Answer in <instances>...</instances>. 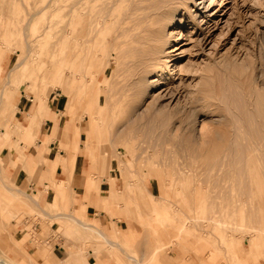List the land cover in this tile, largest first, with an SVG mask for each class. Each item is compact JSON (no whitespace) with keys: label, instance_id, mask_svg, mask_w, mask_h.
Returning a JSON list of instances; mask_svg holds the SVG:
<instances>
[{"label":"rangeland","instance_id":"1","mask_svg":"<svg viewBox=\"0 0 264 264\" xmlns=\"http://www.w3.org/2000/svg\"><path fill=\"white\" fill-rule=\"evenodd\" d=\"M84 1L0 0V75L25 60L36 65L32 73L35 87H39L49 78L54 64L75 61L73 69L64 66L70 94L66 96L58 88L62 86L56 85L47 100L49 106L56 98L63 101L58 127L72 129L73 122H78L83 132L81 142L88 133L96 152L94 158L88 155L89 162L97 168L96 175L114 169V175L120 177L119 158L136 170V175L125 178H134L131 193L139 198L140 208L125 205L123 198L129 190L121 186L114 205L113 214L125 221V230L136 231L131 245L119 240L125 251L76 229L68 220L51 219L50 227L56 229L53 233L71 237L85 253L94 243L107 264H135L127 254L141 264H160L162 252L172 255L175 251L180 256L176 264H234L219 245L239 254L242 264H251L254 256L259 257L258 264H264V251L252 249L253 239L258 244L264 238L259 219L264 212V0H207L208 12L192 11L198 2L194 0L190 10H179L175 22L184 19L191 39H181L183 30L175 27V22L170 25L169 51L148 81L142 79L148 45L133 42L139 0ZM192 21L196 26L193 31L187 27ZM175 33L178 36H173ZM169 64L176 67L171 73L165 72ZM84 74L89 82L77 89L75 77ZM158 77L173 82L156 85L153 80ZM28 87V82L0 84L2 176L7 184L23 188L32 197L11 200L1 190L0 257L14 264H45L44 255L50 264H68L51 260L52 250L62 255V246L42 242L33 230L38 216L42 220L62 212L44 209L40 203L42 211L34 204L29 184L39 179L41 168L36 167L30 176L20 164L9 162L17 157L15 147L20 148L23 131L12 134L14 147L2 146L4 132L15 122L8 124L11 106L1 109L20 90L16 116L24 121L32 105ZM99 89L102 106L97 103ZM160 91L168 95L158 99L155 94ZM38 99L41 101L39 95ZM66 101L76 109L63 115ZM43 117L31 123L37 134ZM46 122V128H52L51 121ZM37 140L24 146L26 154L29 146L36 147ZM54 140L57 151H66L60 137ZM140 176L156 184L155 196H149L147 190L145 193ZM161 198L171 211L194 214L193 220L183 218L188 231L159 222L152 202ZM47 230L44 224L43 232ZM20 237H24L18 240L22 248L16 240ZM215 237L220 240L216 246L212 243Z\"/></svg>","mask_w":264,"mask_h":264},{"label":"crops","instance_id":"2","mask_svg":"<svg viewBox=\"0 0 264 264\" xmlns=\"http://www.w3.org/2000/svg\"><path fill=\"white\" fill-rule=\"evenodd\" d=\"M64 49L67 48H63L62 50ZM25 50L27 51V48ZM29 53H31V51L28 52V54ZM56 57L59 59V55H56ZM20 62L22 64L18 65ZM20 62L13 65L4 76L0 75V84L10 85L14 82H18V84L28 82L30 84L28 89L31 94H33L31 95L32 105L24 121L16 116V112L19 109L18 100L20 97V90H18L13 93L11 101H8L6 106L1 109L2 111H6L11 106L8 124L11 121L15 122V124L12 123L13 125L10 128H8L9 125L7 126L8 129L4 132L2 146L10 145L11 147H14L13 144H11L12 134H22L21 130L23 131V141L19 142L20 148L15 147L18 150L17 157L10 158L9 162L13 166L20 164L27 175H30L36 167H40L41 171L39 179L32 181L29 184V188L34 193V199L39 203V205L41 203L42 206H44V209L53 211L58 208L62 210V212H59L57 215L51 214L50 218L46 217V219L44 218L41 220L42 217L38 216L39 222L33 226V230L38 234V236H40L42 242L50 246L51 243H53V245L60 244L62 246L61 256L51 249L52 254L54 255L49 257L53 261L61 260V262L64 261L68 264H74L75 261L79 264H88V261L89 264H107V261L101 259V256L103 255H100L101 253L95 250L96 246L94 243H92L91 249L87 253H85L86 250H82L84 249L82 247L78 250V245L80 244H77L78 242L74 243L72 238L69 236H60L56 231L55 232L57 234H54L53 231L56 229H52L50 227L49 221L53 218L61 221L66 220V222L68 220V222L74 223L73 226H75L76 229L91 232L93 236L101 238L111 246H116L122 251H125L124 247H121L119 240L123 243L131 245L136 239V231L133 228L125 230V221L118 219L116 214H113L114 205L118 198L121 186L125 188V190H129V192L126 193V198H123L126 202L125 205H133L138 209L140 208L137 202L139 198L136 197L134 193H131L133 192L134 178L133 180H130L131 178H129L128 181L125 178L136 175V170L130 167V164L127 161L119 158V164L122 167L120 177L114 175V169L110 170V172L106 170V174H102L100 176L96 175L97 168L92 166L89 162L88 155L94 158L96 157V152L89 142L88 133L86 139L81 142L83 132H81V127L78 122H73L72 129L67 126L63 129L58 127L61 123L62 116L57 117V115L58 111L61 110L60 106H63V101L61 102L60 99L56 98V100H54V104L49 106L47 100L52 89L58 87L59 85H61L63 89L60 86L58 88L62 91L64 90L65 94H70L71 87L65 83L66 78L64 76L66 75L64 66H69L73 69L75 61L67 60L64 64H54L49 78L46 79L42 86L39 87H35L37 82L32 73V70L36 67V65L34 63L26 62L25 60ZM80 65L82 67L81 62ZM89 68L86 69L88 73ZM80 71L82 73L84 72L82 69ZM87 75L88 74H84L82 78L79 76L75 77L74 85L77 89L89 82ZM38 95L41 97V101L38 99ZM1 98H4V96L1 95ZM101 100L102 95L99 89L97 103L102 106ZM19 105L25 109V106L21 102ZM64 106L65 108L61 111L63 115L65 112H75L76 107L73 105L69 107L68 101H66ZM41 116H44L41 119L43 125L41 131L37 134L33 131L31 123L32 121L41 118ZM46 121H51L53 124L52 128H46ZM71 134H73V137ZM57 136L61 138L62 146L66 149V151L56 150V140H51ZM36 140V147L33 149L29 146L26 154L24 146L31 144ZM47 149H49V152L46 151ZM22 153H24L23 157ZM110 160L112 161V159ZM131 162H133V160H131ZM105 164L108 168H111L110 163L105 162ZM122 165H124V167ZM140 178L142 179V183L146 186L145 193L147 190L149 196H155L156 184L153 181L148 182V178L146 176H140ZM164 199L165 198H161L159 200L153 199L154 201L152 202L153 210L158 214L159 222L163 225H174L178 227L180 231H188L189 226L185 225L183 218L193 220L194 214L189 215L183 213L182 215V212L179 210L171 211ZM41 209L44 211L42 207ZM75 212L77 214H75ZM44 224L48 226V230L46 232H43ZM23 238L24 237L16 238L17 243L19 242L18 240L23 241ZM219 241V238L215 237L213 238L212 243L216 246L215 244ZM252 246L253 251H264V238L263 241L258 244H256L253 239ZM18 247L22 248V244L20 245V243H18ZM219 248L220 251L224 249L223 251L225 252V256L229 257L231 262L234 264H242V258L231 248L223 247V245H219ZM253 251L251 252L252 254ZM213 253L215 254V252ZM127 256L132 259L135 264H141V260L133 255L127 254ZM179 257L180 256L176 251L172 255L162 252L159 255L158 260L160 261V264H176ZM254 257L255 260L251 262V264H258L259 257ZM42 259L45 264H50L46 256L43 255Z\"/></svg>","mask_w":264,"mask_h":264},{"label":"bare ground","instance_id":"3","mask_svg":"<svg viewBox=\"0 0 264 264\" xmlns=\"http://www.w3.org/2000/svg\"><path fill=\"white\" fill-rule=\"evenodd\" d=\"M84 2L85 1L82 0L83 4H85ZM192 2H194V0H139V5H138L137 9H135L136 26L133 27L132 31L134 33L133 42L137 43V42L141 41L143 43L145 41V43H147V45H148V54L149 55H148V58H145L146 60L143 62L144 64L142 66V67H144L143 69L146 71V75L142 77V79L144 81H148L149 76L152 75V73H154L156 71V69L160 66L159 65V64H161L160 61H162L163 55L167 52L168 46L171 44V40L169 39V37L172 34L171 35L169 34L170 36L168 37L167 32H168L169 26L171 25V27H172V24H174V22L176 21V15H177L178 11L181 9L182 10H185V9L188 10L189 8H191L190 4ZM206 2H207V0H198L197 3L195 2L196 8L195 9L193 8L192 11H195V12L196 11H202L203 9H205V11H207L209 8V4L205 5ZM190 14H191V11H190ZM183 21H184V19L182 17L179 18L178 21L175 22L174 26L177 28H181L183 30L181 33L182 34L181 39L185 38L186 40H189L191 38H190V35H187V32L185 30L186 27H184L185 23ZM206 23H207V21H206ZM194 24H195L194 21L189 22V25L187 27H189L192 30L196 27ZM188 34H190V33H188ZM173 36H178V35H176V33H175V35H173ZM178 39H179V37H178ZM28 48L30 49V47H28ZM174 48L175 49H173V50L179 49L178 47H174ZM141 60H143V59H141ZM81 62H84V59L81 60ZM20 64H22V63L20 62L18 65H20ZM173 66H174L173 64L167 65L168 69L165 72L171 73L172 71H174L176 69V67L172 68ZM156 74H158V73H156ZM172 82H173L172 79H170V82H166L165 80H161L160 77L153 80V83H156V85H159V84L166 85V83H172ZM161 91L159 94L158 93L155 94L156 96H158V99L166 96V94H167V93L163 94V93H161ZM3 174L4 173L2 171V167L0 166V199H1L2 195L4 194L1 190H5L8 193L11 200L24 201L25 200L24 198H32L30 194H28L26 191L22 190L21 188L13 187V186L7 184L4 177L2 176ZM256 176H257V174H256ZM254 177H255V175H254ZM257 181L259 182V180H257ZM258 186H260L259 183H258ZM254 188H255V186H254ZM261 193H262V191H261ZM34 204L36 206H38L39 208H41L39 203L36 200H35ZM5 206H8V205H5ZM7 210H9V209H7ZM50 217H51V215H50ZM259 219H260L261 230L264 231V212L263 211H261ZM0 223H2V219H0ZM0 264H14V263L8 261L6 258L0 257Z\"/></svg>","mask_w":264,"mask_h":264}]
</instances>
